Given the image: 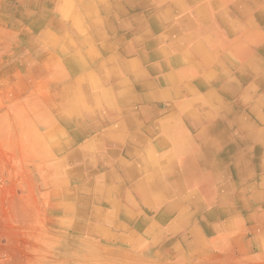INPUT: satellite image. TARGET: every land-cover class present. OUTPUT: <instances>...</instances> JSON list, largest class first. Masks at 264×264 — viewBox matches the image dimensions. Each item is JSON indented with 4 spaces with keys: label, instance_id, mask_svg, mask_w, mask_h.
<instances>
[{
    "label": "rangeland",
    "instance_id": "1",
    "mask_svg": "<svg viewBox=\"0 0 264 264\" xmlns=\"http://www.w3.org/2000/svg\"><path fill=\"white\" fill-rule=\"evenodd\" d=\"M175 6L192 14H182L186 22ZM201 7L206 14L197 13ZM77 22L86 32L81 38L92 40L90 57L73 29ZM207 37L215 50L203 66L208 55L194 44ZM155 38L168 58L181 60L165 69L178 75L168 94L159 92L161 72H151L154 84L140 92L154 91V100L128 131L142 129L161 153L152 180L168 185L155 193L139 187L147 200L124 181L123 167L100 163L118 145L101 140L109 130L97 116L80 122L83 102L74 83L88 74L99 78L98 68L115 61L140 58V71L153 69L166 58L156 53ZM104 40L110 50L103 51ZM78 53L84 63L77 68ZM193 65L194 79L214 66L215 72L191 97L199 117L180 115L184 146L212 141L229 174L212 184L208 199L203 189L191 196L171 187L170 143L162 138L173 112L156 108L190 90L178 78ZM130 74L123 78L137 84ZM206 111L212 117L200 116ZM245 154L258 165L264 158V0H0V264H264V170L247 175ZM227 185L233 190L225 193Z\"/></svg>",
    "mask_w": 264,
    "mask_h": 264
},
{
    "label": "bare ground",
    "instance_id": "2",
    "mask_svg": "<svg viewBox=\"0 0 264 264\" xmlns=\"http://www.w3.org/2000/svg\"><path fill=\"white\" fill-rule=\"evenodd\" d=\"M102 7L104 8L105 5H103ZM89 9H91L88 10L89 16L93 15L92 8L90 7ZM99 20V18H97L96 21L94 20V22H96V25L99 23ZM184 22H186L185 16L182 15L180 23L182 24ZM78 25V22L76 25L73 24V29L75 30V33L80 37L79 44L82 45L81 47L87 46V50L83 49L85 51V56L90 57L93 55V49L91 47L92 40L87 34H85L81 38V34L86 32L82 26ZM195 35H201L200 29L195 33ZM86 43L90 47L86 45ZM151 43L158 50H156L157 54H162L163 52L166 55V58H164L163 61L151 66L153 69H144L140 71V58L129 61H115L110 63V67L103 65L98 68L99 78L88 74L82 79L76 81L74 83V86L77 85V87L79 88V97L83 102L82 107H80L79 109V112L83 111V113H78V117L80 116V122L84 119H95V117L97 116L99 124L101 123L99 126L104 125L109 130L107 131V133L105 132L104 139L101 140L110 141L114 143V145H118L115 149L112 150V152L110 151L111 153H105L106 155L104 154V156L101 157V159L99 160L100 163L102 165H105L106 167H112L113 164L117 163L118 165L124 168L123 174L125 176L128 175L130 176V178L136 179L135 186L137 190L140 189L139 187H150L149 192L155 193L154 190L158 189L159 187H164L168 185L166 181L153 182V180L150 179L154 166L157 163L156 160L147 156V158H142L138 161H135L132 165H127L124 159L118 157L119 154H125L126 156V154H128L129 152H133L132 148L130 149L127 143H142V139L140 137V130H135V133L131 135L126 132V128L129 129L130 126L134 127L138 125V122L134 113L130 112L132 108L129 107V103L136 99V97L133 95V88L129 87V84L127 83V80H124L123 75L127 76V73H131V76L140 79L139 82H142V84H147L148 79L155 76V74H152L151 72H153L154 70L161 72L158 73L159 83L161 86H163V90L161 92L166 90V94L170 93V91L173 89L178 77V75L173 73L167 74L165 69L170 65V63L179 62L181 59H179L177 55L173 54L172 56L169 55L168 58V54L162 51L160 40L158 38L152 39ZM212 43L211 45H213ZM101 44L103 51L110 50L111 47L107 44L105 40ZM194 45L195 47H193L197 51H199L203 56L208 55V47H210V45L207 44L206 39H197ZM83 57L84 56L82 55V53H78L75 55V63L77 68L83 65ZM182 58H189L190 60V52H185ZM106 67L107 71L103 74V70ZM186 72L187 71H183L182 74L185 75L187 74ZM105 75L109 76L107 81L109 88L104 87L102 85V80ZM185 89L189 90V87H185ZM146 98H149L148 95L146 96ZM245 115L243 114V116ZM209 116L212 117V112H209ZM110 119H112L111 123L108 122ZM113 122L116 123L114 124L115 131H112L113 128L110 127ZM244 122H246V120ZM247 122H249V120ZM173 128L174 125L172 123L167 125L164 134L165 141H168L170 143V147L172 150L180 152L181 154L178 158H172L165 164L166 169H168L169 172H172L173 181L171 182V187L175 191L179 192H182L183 188L185 190L188 189V192H191V196L192 194H194V192H196V190L203 189L207 194L208 199L212 195V192L215 190L212 188V184L219 182L225 176H229V174L227 173L228 170H226L227 167L225 168L223 164L225 162L221 160L220 152L217 154L216 152H213L212 149L217 148V146L212 141L203 142L202 146L195 150L192 154L186 152L184 153L185 147L183 146V144L179 140L172 138ZM122 129H125V131L123 132H126V134L120 131ZM224 139L225 135L223 138L220 139V145L223 143ZM89 149H91V146H89ZM89 162H91L90 164H95L94 159H90ZM241 169L242 167L240 166L236 168L237 172L240 175H242ZM231 189L232 187L227 185L223 188L222 191L226 193L228 191L230 192ZM139 192V194H141L144 199H147L146 192H144L142 189H140Z\"/></svg>",
    "mask_w": 264,
    "mask_h": 264
},
{
    "label": "crops",
    "instance_id": "3",
    "mask_svg": "<svg viewBox=\"0 0 264 264\" xmlns=\"http://www.w3.org/2000/svg\"><path fill=\"white\" fill-rule=\"evenodd\" d=\"M184 9V12H182V11H180L179 9H177V7L175 6V11H177V13H179L180 15H182L183 13H188L186 10H185V7L183 8ZM179 10V11H178ZM206 11H208V9L207 8H205V9H203V7H201V8H199V9H197V13L198 14H201V15H204V14H206L207 12ZM189 14V13H188ZM192 14H189V16H191ZM193 20V19H192ZM176 29H174V28H172L171 29V31H175ZM212 37V36H211ZM213 38V37H212ZM206 40H207V44L208 45H210V47H209V50H208V59L206 60V61H203L204 59L202 58L201 59V62H202V64H203V66L205 65V62H207L208 61V63H211L209 60H210V58H211V55H210V49H212V50H215V48L211 45V41H210V39L211 38H209V37H207V38H205ZM142 42V43H141ZM138 47L140 48V46L143 44V41L142 40H139L138 42ZM213 44V43H212ZM138 48V49H139ZM169 48V47H168ZM169 49H171V48H169ZM173 50V49H172ZM180 54H182V55H180V56H184V54H185V51L183 52H181ZM190 55L192 56V53H190ZM191 58H193V57H191ZM127 60H129L128 58H126ZM191 60V59H190ZM193 60V59H192ZM191 60V61H192ZM197 61H198V58H197ZM196 61V62H197ZM194 62V60L192 61V63ZM219 64H220V62H218ZM188 64V63H187ZM187 64H185L184 63V66L182 67V68H185V65H187ZM194 64V63H193ZM194 68H195V65H193V67H190L189 66V74H188V76L187 77H183V78H178V85L180 86V87H183V85H191V87H190V90H186V91H184V92H182L181 94H177L173 99H170V100H175V102L174 103H170V104H168L166 107H164V108H158V107H161V106H158V107H156L157 109H159L161 112L162 111H164V112H173V115L171 116V121L169 122V123H172L173 125H174V128H173V136H172V138L173 139H176V140H179L182 144H183V146H184V143H185V139H184V137H183V133H185L184 132V130L183 129H181V130H179V123L180 122H183V120H182V118H181V113H183L184 111L185 112H188V114L187 115H190V116H196V115H198V114H196L194 111H193V107L194 106H192V100H191V97H193L194 96V94L195 93H197L198 91H200L199 89H197V84H198V82L200 83V82H202V83H206L205 81L207 80H209L210 78L212 79L213 77V73L215 72V66H214V68L212 69V71H210V70H208V71H206L204 74H203V76L201 75V77H198V78H195L194 79V77L195 76H192V71L194 72ZM218 68V67H217ZM211 74H212V76H211ZM124 79L125 80H127V81H129V79H127L126 77H124ZM149 80H152V78H150ZM184 80V83L182 82ZM186 80V81H185ZM195 80H197L196 81V84L193 82V81H195ZM157 82V81H156ZM148 84L147 85H149V84H154L153 82L151 83V82H147ZM146 84H142V82H137V84L136 83H134V85H129V87H132L133 88V95L136 97V99H134L133 101H131L130 103H129V107L130 108H132V110L130 111V112H133L134 113V115H135V117H136V119H137V122H138V120H142V117H141V113H142V111L146 108V104H150L151 102H152V100H154L153 99V97H154V91H149L148 93H145V89H142L143 90V92H140V87H143V86H145ZM157 85V84H156ZM205 86V85H204ZM205 91H207L208 92V89H205ZM159 92H161V91H159ZM210 94H214V93H212V92H209ZM148 95V100L146 101V96ZM160 102H162L163 101V99H160L159 100ZM143 104H145V105H143ZM144 108V109H143ZM155 108V110H157ZM218 110V109H217ZM192 112V113H191ZM209 112L210 111H206V113H202L200 116H202V117H206V118H209L210 116H209ZM207 113H208V115H207ZM159 115V114H158ZM158 115L157 116H154V117H151V119H153L154 120V125H157V123H158V121H157V117H158ZM140 116V117H139ZM161 116V115H160ZM199 117V115L197 116V118ZM165 123H166V121H165ZM164 123V124H165ZM114 124H116L115 122H113L111 125H110V127H112L113 128V130L112 131H115L114 130ZM191 124H193V122H190V125ZM137 126V125H136ZM116 127V126H115ZM135 129V126L134 127H129V129H127L126 128V132L128 133V131H131V130H134ZM140 130H142V129H140ZM163 130H165V128H163ZM117 131H118V129H117ZM120 131H122V133H124V134H126V132H123V131H125V129H122V130H120ZM149 131H151V127H150V130ZM178 131V132H177ZM145 131H143V132H140V134L142 135V136H140L142 139H143V142L141 143V144H136V143H128V146L130 147V149L132 148V150H133V152L131 153V152H129L128 154H126V156H125V154H122L121 155V157H123V159L125 160V163L127 164V165H132L135 161H138V160H140V159H144V158H147V156L149 157V158H152V159H154V160H156L157 161V163L155 164V166H154V169H153V172H152V174H151V177H150V179L152 180V178L156 175V173L158 172L157 170H159L160 171V169H161V166H162V164H161V153H159V152H157L158 150L156 149V146L153 144V143H151L150 141H149V138H148V136H147V134L146 133H144ZM151 132H149L148 134H150ZM164 134H165V131H164ZM179 134V135H178ZM186 134V133H185ZM146 136H147V138H146ZM253 135H251V137H252ZM183 137V138H182ZM188 137V136H187ZM238 137L241 139L242 137H240V135H238ZM101 141V140H100ZM165 141V136H164V138H162V142H164ZM205 141H209L210 142V140H208V139H204V138H202V141H201V143L199 144V146H197V147H194V148H192V145H191V147H185V151H184V153L186 152V153H190V154H192L195 150H197L198 148H200L201 146H202V143L203 142H205ZM240 141H242V139L240 140ZM165 142H167V141H165ZM187 144H188V142H187ZM139 145H144V149L141 151L140 150V148L138 149V146ZM189 145V144H188ZM126 147H127V145H126ZM170 149H171V147H170ZM148 152V153H147ZM170 154V159H172V158H178L179 157V155L181 154L180 152H177V151H174V150H172L171 149V152L169 153ZM245 155H248V154H245ZM153 156V157H152ZM249 156V155H248ZM249 161H250V164H251V169H250V173L249 174H247V175H249L251 178H253L254 177V175H256L259 171L262 173V171L264 170V158L262 157L261 158V162L262 163H260L259 165L257 164V163H255L254 161H253V158H251L250 156H249ZM259 167V168H258ZM160 168V169H159ZM171 173V175H172V172H170ZM243 175H246V173H242V175H240V177H242ZM122 177H124V176H122ZM236 179L237 180H239L240 178L238 177H236ZM135 180L136 179H132V178H130V176H125L124 177V181L127 183L128 182V184L130 185V187L132 188V190L134 189V190H136V186H135ZM161 181V180H160ZM153 182H159V181H155V180H153ZM230 187H232V186H230ZM142 188V187H141ZM147 187H145V189H146ZM160 188L161 187H159L158 189H156V190H154V192H156V191H158V190H160ZM219 188H221V187H219ZM218 188V189H219ZM183 190L184 191H188V189H184L183 188ZM182 190V191H183ZM231 190H233V187H232V189ZM256 197V196H255ZM257 198V197H256Z\"/></svg>",
    "mask_w": 264,
    "mask_h": 264
}]
</instances>
